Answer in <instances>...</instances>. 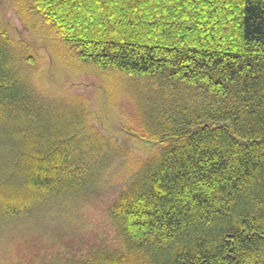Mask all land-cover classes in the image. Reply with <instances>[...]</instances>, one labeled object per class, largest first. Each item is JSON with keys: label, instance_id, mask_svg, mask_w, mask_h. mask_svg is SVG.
I'll use <instances>...</instances> for the list:
<instances>
[{"label": "trees", "instance_id": "trees-1", "mask_svg": "<svg viewBox=\"0 0 264 264\" xmlns=\"http://www.w3.org/2000/svg\"><path fill=\"white\" fill-rule=\"evenodd\" d=\"M25 2L70 58L135 81L141 138L161 145L107 207L114 243L64 264H264V0ZM34 59L0 29L1 220L128 160L84 140L83 104L35 89Z\"/></svg>", "mask_w": 264, "mask_h": 264}, {"label": "rangeland", "instance_id": "rangeland-1", "mask_svg": "<svg viewBox=\"0 0 264 264\" xmlns=\"http://www.w3.org/2000/svg\"><path fill=\"white\" fill-rule=\"evenodd\" d=\"M28 7L25 0H0V29L28 45L35 58L36 67L23 69L24 75L48 101L84 105L93 132L85 133L81 125L84 140L109 141L128 157L125 163L119 158L106 163L93 189L82 195L53 198L30 217L0 218V264H64L114 243L107 207L125 184L127 172L155 155L161 145L141 138L136 99L142 94L136 92L135 81L119 71L99 70L70 58L60 39Z\"/></svg>", "mask_w": 264, "mask_h": 264}]
</instances>
